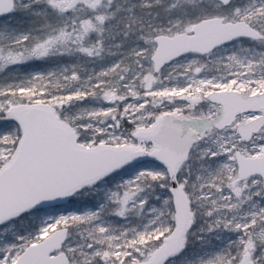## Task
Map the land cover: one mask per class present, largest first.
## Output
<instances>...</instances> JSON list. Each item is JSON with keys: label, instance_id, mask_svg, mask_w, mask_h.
<instances>
[{"label": "snow or ice", "instance_id": "1", "mask_svg": "<svg viewBox=\"0 0 264 264\" xmlns=\"http://www.w3.org/2000/svg\"><path fill=\"white\" fill-rule=\"evenodd\" d=\"M0 264H264V0H0Z\"/></svg>", "mask_w": 264, "mask_h": 264}]
</instances>
